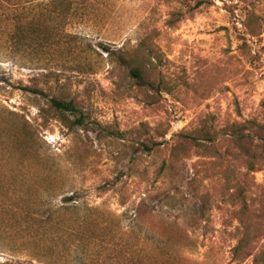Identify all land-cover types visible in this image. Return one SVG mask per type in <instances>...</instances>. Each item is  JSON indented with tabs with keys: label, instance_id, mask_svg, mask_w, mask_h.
Instances as JSON below:
<instances>
[{
	"label": "rangeland",
	"instance_id": "obj_1",
	"mask_svg": "<svg viewBox=\"0 0 264 264\" xmlns=\"http://www.w3.org/2000/svg\"><path fill=\"white\" fill-rule=\"evenodd\" d=\"M51 1L0 0V264H264V0Z\"/></svg>",
	"mask_w": 264,
	"mask_h": 264
},
{
	"label": "trees",
	"instance_id": "obj_2",
	"mask_svg": "<svg viewBox=\"0 0 264 264\" xmlns=\"http://www.w3.org/2000/svg\"><path fill=\"white\" fill-rule=\"evenodd\" d=\"M57 0H52L49 4L55 2ZM29 24L32 23L33 19L28 20ZM131 74L134 78H136L138 81H142L141 72L139 69H132ZM42 95H45L44 92H40ZM50 106L55 109L58 112L61 113H69L77 118V125L82 126L85 121L84 114L79 110V108L75 105V103L70 100L66 101L63 99L51 97L49 99ZM194 141H197V138L182 134L180 135V139L176 142V144L173 146L172 150L184 147L189 143H193ZM170 162V161H169ZM173 163H170L171 166ZM163 166H167V160L164 162ZM173 167V166H172ZM249 172H254V168L250 167L248 168ZM163 194L161 193L160 196ZM152 196L150 194L141 196L138 204L134 208V215L132 218V222L135 223V227H140L141 229H146L147 231H158L159 236H166L167 233L174 237L180 238V244L178 245V242L173 243L172 245H168L165 243V247L161 248L159 251V254L164 258V262H169L171 258H176L177 262L179 260H185L181 254L182 250L189 248L192 244V241L188 237V234L190 231V228L192 229V226H184L181 227V229L177 226V224H173L170 226H164L163 220L159 221L158 223H155L157 219H160L161 216L156 218L158 215V212H156L155 208L153 207V204H151L152 201L150 199ZM155 198V197H154ZM165 199H174L173 196L167 194L163 196ZM70 199V198H69ZM199 211L200 217H203L205 215L204 209ZM237 216V219L239 221V226L237 227L236 231L241 235L240 237L236 238L237 244L234 247L236 252L241 253L242 258H247L253 255V250H249V247L252 245V242L260 237V230L257 231V228L254 227V225L251 223V218L257 217L254 212H252L246 205L242 207L237 213H235ZM261 216L264 218V211L261 213ZM186 218V217H185ZM134 227V228H135ZM178 227V228H177ZM263 231L264 235V228H260ZM196 230V229H195ZM194 231V230H193ZM153 232V231H152ZM157 234V233H154Z\"/></svg>",
	"mask_w": 264,
	"mask_h": 264
}]
</instances>
